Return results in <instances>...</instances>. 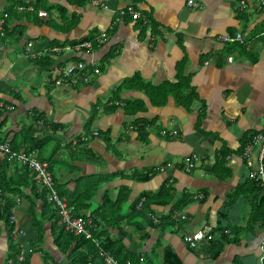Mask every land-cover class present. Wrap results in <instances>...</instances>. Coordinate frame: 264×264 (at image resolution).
<instances>
[{
	"label": "crops",
	"instance_id": "crops-1",
	"mask_svg": "<svg viewBox=\"0 0 264 264\" xmlns=\"http://www.w3.org/2000/svg\"><path fill=\"white\" fill-rule=\"evenodd\" d=\"M98 1L109 9L92 6L87 0H79L78 4L59 1L67 16L77 17L75 27L68 33L57 32L52 25H29L17 43L0 44V82H5L19 97L13 100L0 95L12 103L2 117L6 118L4 134L12 139L21 128L32 125L35 118L60 124L63 130L58 131L57 137H60L61 151L52 163V173L61 189L70 192L75 188L77 177H110L120 171L130 174L133 170L155 173L142 183L120 176L113 181V177L108 179L87 203L90 205L83 212L85 216L95 213L105 192L115 199L121 188L127 189L129 209L141 193H154L166 185L170 188L171 204L153 206V213L149 215L159 224V216L166 214L183 196H189L192 200L175 216L177 221L183 216L186 218L181 227L177 225L167 231L146 227L144 232L135 234L130 226L123 225L131 239L122 241L129 249L152 253L159 245V254L152 257V264L160 263L156 255H161L165 246L172 248L183 264H233L235 261L259 264L264 230L245 232L237 245L225 246L216 260L203 255L201 247L197 250L199 254L190 252L182 238L184 241L186 235L215 227L219 213L225 210L227 196L237 190L250 171L241 150L264 127V6L261 0H194L198 4L195 9L187 8L186 0ZM241 1L246 4L243 11L239 10ZM8 7V0H0V14ZM129 7L139 12L140 19L127 17L114 24V11ZM51 20L60 24L59 14L52 12ZM236 34H241L243 45L220 40L221 37L234 38ZM88 35L97 36L101 47L85 52L86 49L76 51L67 44L35 53L39 52L37 45L46 40H55L61 45ZM110 53L112 57H106ZM48 56L53 62L51 67L44 69L35 64L36 60ZM82 61L100 72L96 77H85L83 84L80 81L77 84L75 73L80 70L70 75L66 73L72 65ZM178 72L190 78L189 84L196 96L189 111L176 105L172 96H168L164 106L154 107L146 92L131 89L126 84L132 79H138L139 85L147 87L174 84L180 77ZM68 78L72 84L57 80ZM121 86L128 88L119 90ZM135 100L141 101L144 109L127 116L121 104ZM96 104L99 105L96 118L87 133L84 124ZM143 122H153V125L137 131L136 127L144 126ZM175 131L177 138L171 134ZM101 134L107 135L112 144L117 141L126 145L121 149V160L113 159L106 151ZM78 136L85 144L84 149L102 160L91 161L90 157L79 154L81 161L70 163V151L77 150ZM223 147L228 151L224 170L229 177L222 181L215 176L225 173H211L206 167L215 166L217 153ZM52 149L47 155L41 153L42 157L48 160ZM256 154V150L251 153L253 164ZM192 156L198 161L193 170L186 172ZM14 203L15 225L11 234L20 232L23 236L18 239L25 242V246H21L12 236L14 244L22 249L16 262L20 264L27 259L29 264H44L41 253H30V243L36 242V235L27 213L28 202L16 196ZM250 212L249 203L242 195L228 211L226 221H221V226L230 224L244 229ZM49 228L46 224L41 245L49 253V264H68L67 256L53 248ZM146 231L148 238L141 242L140 248L135 247V242L140 243L138 237L144 236ZM111 234L119 237L116 229H111ZM6 238L4 225L0 223V264H12L11 260H5L9 254ZM19 257L23 261H19Z\"/></svg>",
	"mask_w": 264,
	"mask_h": 264
},
{
	"label": "trees",
	"instance_id": "trees-1",
	"mask_svg": "<svg viewBox=\"0 0 264 264\" xmlns=\"http://www.w3.org/2000/svg\"><path fill=\"white\" fill-rule=\"evenodd\" d=\"M9 7L4 11L8 14V20L5 21L3 25L4 36L0 37V44L5 45L6 42L20 41V38L24 36L26 28L29 25H52L53 29L57 32L68 33L72 28L75 27L77 23V17L75 15L67 16L65 9L61 6L59 1L61 0H8ZM68 3L75 2L79 3V0H65ZM23 7L24 12H18L16 8ZM31 8V10H27ZM43 10L46 15L43 19H38L37 12ZM52 12H57L59 14L60 24H56L52 19ZM137 21V20H135ZM23 23V25L16 24ZM90 43L91 50H97L101 47V42L99 38L95 35H88L82 39L72 42H63L61 45L57 41L46 40L42 44H38L36 50L41 53L43 51H48L51 49L66 46L67 44L71 48L82 45L83 43ZM67 45V46H68ZM85 52H88L85 50ZM51 55V51L47 52ZM52 56V55H51ZM106 57L111 58L112 53L108 54ZM74 59V58H72ZM105 60V58H104ZM83 65V69L77 71L76 82L79 81L83 84V79L85 77H96L99 74V69H92L91 66L86 65L83 61L77 62ZM35 64L39 68L47 69L53 65L50 60V56L41 58L35 61ZM97 71V73H96ZM180 76L174 84H164L159 87H147L146 85H139L138 79H132L131 81H126V84L131 89L143 90L147 93L150 104L154 107H162L166 104L168 96L174 98L176 105L183 107L186 111H189L191 106L196 100V96L192 87L190 86V78L188 76ZM60 82H66L72 84L70 79H57ZM137 81V82H136ZM168 85V86H167ZM5 82H0V95L10 97L13 100H17L19 97L11 89L8 88ZM125 87H120L119 90L126 89ZM151 90V91H150ZM153 93V94H152ZM0 142L8 143L10 147V153L16 156H26L32 157L39 163H44L45 158L42 157L47 155L48 150L53 148L51 151V156L47 162V170L50 174L52 180L55 178L52 173V163L56 162L58 153L61 151L60 148V137H57L58 131L63 130L60 124H54L48 120H41L40 118H35L32 125L28 126L26 129L21 128L17 135L8 137L4 133V126L6 118L2 119L3 114L8 113V107L12 106L11 102L6 101L0 97ZM123 110L127 116H134L137 112L144 109V104L141 101H130L121 104ZM99 105L96 104L92 107L91 115L85 121L84 130L85 132L90 131V126L92 122L95 121L96 114ZM203 116V114H201ZM144 126L142 128L136 127L137 131L144 130L143 127L152 126L153 122H143ZM198 129V126H197ZM263 130V128H262ZM261 130V131H262ZM259 131V133L261 132ZM176 132V131H175ZM99 135V132L97 133ZM96 134V136H97ZM258 134V133H257ZM122 136V135H121ZM121 136L119 139H121ZM178 137L176 132L175 137ZM254 136V135H253ZM252 136V137H253ZM176 137V138H177ZM76 144L75 152L70 151L71 162L81 161V156H88L91 161H99L102 158H98L90 150H85V144L79 140ZM101 138L106 147V151L111 153L113 159L121 160L122 151L126 145L123 143L118 144L115 141L114 144L111 143V139L107 135L101 134ZM251 138V137H250ZM69 146H66L68 149ZM244 148V147H243ZM243 148L241 153L243 152ZM80 154V155H79ZM76 155L77 158L75 157ZM218 157L216 159L215 166L213 168L206 167L208 172L211 173L223 172L225 175H216L215 178L218 180H225L229 177L228 171L224 170L225 160L227 159L228 151L221 148L217 153ZM59 161V159H58ZM45 162V163H46ZM226 169V168H225ZM249 174V173H248ZM155 175L153 172H139L136 170L131 171L127 174L126 171H120L118 173L112 174V176H84L77 177L75 179V188L73 192L66 189H61V187L55 183L53 185V192L59 199H64L69 205L73 206L78 215H81L86 220H90L91 225V236L98 241V247L91 240H86L83 236H74L73 234L67 232L64 229V225L61 223V219L58 216V210L48 201V197L52 190L39 185L37 174L28 166V164H23L17 161L15 158H10L9 154H2L0 152V223L4 225L5 231L7 233L8 242V258L7 261L11 260L12 264H18L16 262L17 257L21 253L22 249L19 246H14L12 241L11 232L14 229V222L12 216V209L15 206L14 198L17 196L28 202V217L32 220V228L35 231L36 242L30 243V253H41L42 260L44 264H49L50 257L49 253L41 248L44 244V233L46 230L44 226L49 224L50 228L48 233L52 237L53 248L58 254L62 256H67L68 264H104L103 257L99 255V249L102 252L109 254L112 260L117 264H152V257L155 254H159L157 249L159 245H156L152 249V253H137L129 249L123 243V238L127 240L131 239L127 237V233L124 230L123 225L130 226L135 234H139L145 231L146 227L149 229H160L161 231H167L173 228L182 226L183 221L186 218L183 216L181 221L175 219L176 214L181 213L182 210L189 204L192 200L189 196H183L184 198L178 200L170 210L159 216V224H153L149 215L153 213V206L166 207L171 204L172 196L170 194V188L163 185L157 192H143L140 196L128 206V190L122 189L115 199H111L107 192H105L101 198L100 205L95 209L89 216H85L83 212L89 208L87 203L91 202L96 195L97 189L101 184L106 182L108 179L112 181L117 177H125L127 180H133L138 182H147L151 179V176ZM123 179V178H122ZM244 196L245 200L249 203L251 212L250 216L247 218L246 227L239 228L237 226L232 227L230 224L227 227L221 226V221H226L228 217V211L235 204L236 199ZM144 202L141 204L139 209H136L137 205L141 200ZM219 219L217 225L212 228L213 238L211 240H206L205 243L196 245L195 248H190L187 243L186 248L195 254L197 250H205L207 257L211 260H216L221 254L223 248L227 245H237L240 238H243L247 232H255L256 230H264V195L260 186L253 180H250L247 176L246 180L243 181L237 188V190L227 196V203L225 210L219 213ZM88 225V221H86ZM111 229H116L119 233V237L113 236L111 234ZM175 231V230H172ZM246 232V233H245ZM19 233V232H18ZM16 233V234H18ZM211 234V235H212ZM140 243L135 242V247L140 248L141 242L148 238L147 231L144 236L138 237ZM128 240V241H129ZM12 246H11V245ZM159 244V243H156ZM48 253V254H47ZM160 258L157 263L159 264H183L178 255L174 250L168 246L163 247L161 255H156ZM20 264H29L27 259ZM233 264H239L236 261Z\"/></svg>",
	"mask_w": 264,
	"mask_h": 264
},
{
	"label": "built area",
	"instance_id": "built-area-1",
	"mask_svg": "<svg viewBox=\"0 0 264 264\" xmlns=\"http://www.w3.org/2000/svg\"><path fill=\"white\" fill-rule=\"evenodd\" d=\"M92 6L98 7L100 6L103 9L108 10V6L105 4H101L98 0H87ZM261 5L264 6V0H261ZM186 6L187 8L195 9L198 7V4L194 0H186ZM246 4L244 1L240 2V11L245 10ZM20 11H23V8H19ZM115 19L114 24L120 23L125 18H130L132 20H138L140 19V14L135 11L133 8L129 7L126 9H120L117 11H114ZM45 14L43 12H39L38 16L43 17ZM3 18L0 19V28L3 23V20L6 19L7 15H3ZM104 37V35H102ZM242 39V40H241ZM220 40L222 42H232L237 41L239 44L243 45L244 40L241 36V34H236L234 38L229 37H221ZM31 45L29 44L27 46V51ZM90 45L89 43H83L80 46L75 47L74 49L76 51H79L81 49H86L90 51ZM83 68L82 64H76L72 66L66 75L73 74L77 70H81ZM85 81H87L85 79ZM73 83H75V80H73ZM172 135H176V132H172ZM164 135V133H162ZM253 150H256V162L253 164L251 159V153ZM0 152L2 154H9L10 158H15L17 161L28 164V166L37 174L38 176V183L49 190H52L48 197V201L50 203H53V205L58 210V216L61 219V223L64 225V229L73 234L74 236H83L86 240H92L91 232H90V224L86 225L85 219L81 216L75 213V209L73 206L69 205L64 199H59L53 192V182L50 177V175L46 171V164L45 163H39L35 159H33L31 156L26 157L24 155L22 156H16L13 153H10L9 146L5 143H0ZM242 157L244 158L246 165L250 168L248 177L250 180H253L255 183H257L260 188L262 189L263 195H264V127L263 130L254 135L249 143L244 147L242 152ZM198 161V158L196 156H193L191 159L189 165L186 167L185 171L190 172L195 168V163ZM143 203V200L140 201V203L137 206V209L141 206ZM183 218V217H182ZM152 220L154 223H157L156 219L152 217ZM212 231L210 228L205 227L202 231H198L197 233L186 235L184 236V242L188 244L190 248H195L196 245L205 242L206 240H211L213 238ZM96 246L98 247V241H94ZM99 255L103 257L104 264H116L112 258L109 256V254H106L102 252L101 249H99ZM19 261H23L22 257L18 258ZM259 264H264V246L261 247V254L259 257Z\"/></svg>",
	"mask_w": 264,
	"mask_h": 264
},
{
	"label": "bare ground",
	"instance_id": "bare-ground-1",
	"mask_svg": "<svg viewBox=\"0 0 264 264\" xmlns=\"http://www.w3.org/2000/svg\"><path fill=\"white\" fill-rule=\"evenodd\" d=\"M88 2V1H87ZM19 8H23V7H18V8H16V10L18 11V12H24L25 11V9L23 10V11H20L19 10ZM132 8V7H131ZM136 11V10H135ZM39 12H42V11H39ZM38 12V13H39ZM138 12V11H137ZM38 13H37V16H38ZM44 13V12H43ZM139 13V12H138ZM7 15V17H6V19H4L3 20V23H2V25H1V28H0V37H3L4 36V33H3V25H4V23H5V21L6 20H8V14L4 11V12H1V14H0V19H2L3 17V15ZM45 14V13H44ZM39 17V16H38ZM43 17H45V15L43 16ZM43 17H39V18H43ZM132 20V19H131ZM139 20V19H138ZM72 66H74V65H72ZM96 135V134H95ZM0 143H3V142H0ZM249 143V142H248ZM5 144H7L8 145V143H5ZM9 146V145H8ZM9 149H10V147H9ZM193 158V156L191 157V159ZM243 160H244V158H243ZM245 161V160H244ZM45 163V162H44ZM46 164V166H47V163H45ZM46 170H47V168H46ZM47 173H48V171H47ZM49 174V173H48ZM50 175V174H49ZM51 177V176H50ZM51 179H52V177H51ZM52 182H53V180H52ZM38 183V182H37ZM39 184V183H38ZM40 185V184H39ZM75 213H76V210H75ZM77 214V213H76ZM85 219V218H84ZM86 220V219H85ZM86 221H88V224H90V226L92 225V223H91V221L90 220H86ZM92 231V229L90 228V232ZM94 244H95V242L94 241H97L95 238H93V236H92V240H91ZM117 264V263H116Z\"/></svg>",
	"mask_w": 264,
	"mask_h": 264
},
{
	"label": "rangeland",
	"instance_id": "rangeland-1",
	"mask_svg": "<svg viewBox=\"0 0 264 264\" xmlns=\"http://www.w3.org/2000/svg\"><path fill=\"white\" fill-rule=\"evenodd\" d=\"M71 65V63H69L66 67V69L64 68V71L65 72H67L66 70H68L69 69V66ZM1 106V105H0ZM28 127V126H27ZM27 127H25V128H27ZM187 163V162H186ZM53 178V177H52ZM135 182H138V181H135ZM55 183H57V181H56V179L54 178L53 179V185H55ZM139 183H142V182H139ZM14 219V218H13ZM153 224H158V222L157 223H154L153 222ZM44 229H45V226H44ZM198 231H202V230H198ZM20 234V232L16 235V232H14L13 234H12V236H13V238L15 239V240H17L19 237H22L23 235H19ZM22 239H18V243H20L21 244V246H25V242L23 241ZM205 243V242H204ZM11 245V244H10ZM13 245L14 246H16V244H14L13 243ZM12 246V245H11ZM206 251L205 250H203V255H205L206 257H207V254L205 253ZM23 254V253H22ZM197 254H199V251L197 252ZM24 259H25V257H27L25 254H24ZM7 258H8V255H6L5 256V260H7ZM154 263L155 264H159V263H157V261H154Z\"/></svg>",
	"mask_w": 264,
	"mask_h": 264
},
{
	"label": "clouds",
	"instance_id": "clouds-1",
	"mask_svg": "<svg viewBox=\"0 0 264 264\" xmlns=\"http://www.w3.org/2000/svg\"><path fill=\"white\" fill-rule=\"evenodd\" d=\"M139 203H140V202H139ZM137 206H138V205H137ZM139 208H140V207H139ZM139 208H138V209H139ZM136 209H137V207H136ZM208 228H210L211 231H212V228H211V227H208ZM203 229H204V228H203ZM212 235H213V234H212ZM213 237H214V236H213ZM201 244H203V243H200V245H201ZM198 245H199V244H198Z\"/></svg>",
	"mask_w": 264,
	"mask_h": 264
}]
</instances>
